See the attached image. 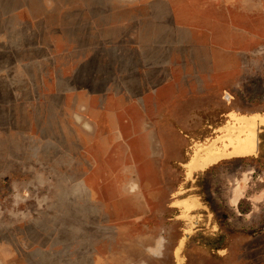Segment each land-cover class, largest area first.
<instances>
[{
  "label": "rangeland",
  "instance_id": "rangeland-1",
  "mask_svg": "<svg viewBox=\"0 0 264 264\" xmlns=\"http://www.w3.org/2000/svg\"><path fill=\"white\" fill-rule=\"evenodd\" d=\"M231 108L264 112V0H0V264H264V207H173Z\"/></svg>",
  "mask_w": 264,
  "mask_h": 264
},
{
  "label": "crops",
  "instance_id": "crops-1",
  "mask_svg": "<svg viewBox=\"0 0 264 264\" xmlns=\"http://www.w3.org/2000/svg\"><path fill=\"white\" fill-rule=\"evenodd\" d=\"M189 155L184 162L185 187L173 203V207L182 210L184 215H201L206 212L204 207H211V199L204 197L203 181L206 179H209V195L221 207H264V172L263 175L253 176L241 171H211L233 161L248 159L264 163V112L229 109L213 134L207 140L193 145ZM187 207H198L199 210ZM208 221L206 217L204 224L198 228H219L213 220L209 225ZM190 222H193L192 219Z\"/></svg>",
  "mask_w": 264,
  "mask_h": 264
}]
</instances>
